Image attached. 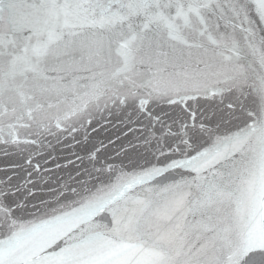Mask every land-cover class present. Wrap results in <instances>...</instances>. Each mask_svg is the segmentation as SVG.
I'll return each instance as SVG.
<instances>
[{"label": "snow or ice", "instance_id": "snow-or-ice-1", "mask_svg": "<svg viewBox=\"0 0 264 264\" xmlns=\"http://www.w3.org/2000/svg\"><path fill=\"white\" fill-rule=\"evenodd\" d=\"M0 264H264V0H0Z\"/></svg>", "mask_w": 264, "mask_h": 264}]
</instances>
